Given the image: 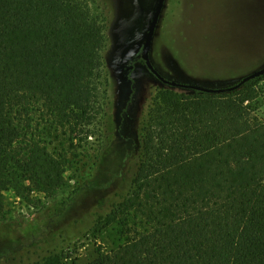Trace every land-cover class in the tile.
Segmentation results:
<instances>
[{"label": "trees", "instance_id": "trees-1", "mask_svg": "<svg viewBox=\"0 0 264 264\" xmlns=\"http://www.w3.org/2000/svg\"><path fill=\"white\" fill-rule=\"evenodd\" d=\"M103 1L100 13L112 12ZM106 29V14L85 0H0V216L6 192L53 196L75 140L100 119L109 124ZM263 78L218 93L155 89L137 114L136 140L116 146L108 174L128 177L127 189L93 213L118 238L84 264H264V119L254 106ZM111 137L91 173L101 175L116 151ZM55 140L61 148L50 150ZM78 190L46 208L48 218ZM43 242L0 252V264H63L56 250L32 260Z\"/></svg>", "mask_w": 264, "mask_h": 264}, {"label": "rangeland", "instance_id": "rangeland-1", "mask_svg": "<svg viewBox=\"0 0 264 264\" xmlns=\"http://www.w3.org/2000/svg\"><path fill=\"white\" fill-rule=\"evenodd\" d=\"M85 1L94 14L107 16L109 124L100 119L88 128L86 139L75 140L79 146L75 145L69 155L73 163L53 196L32 193L29 199H22L11 191L4 193L0 252L30 239L43 240L32 260L56 250L63 255V264H84L99 250L111 248L118 238L113 226H95L93 213L105 210L114 191L127 189L128 177L108 180L116 172L117 147H127L136 140L137 114L155 89L164 84L141 62L143 41L157 0H110V13H100L107 9L103 0ZM149 59L169 80L208 87L236 83L264 66V0H165ZM257 89L254 106L264 119V78ZM108 134L116 151L111 148L107 152L101 175L91 173L90 166ZM55 145L61 148L55 140L49 149ZM92 181L98 185L90 184ZM75 188L79 190L72 204L60 215L48 218L46 208L70 197Z\"/></svg>", "mask_w": 264, "mask_h": 264}, {"label": "water", "instance_id": "water-1", "mask_svg": "<svg viewBox=\"0 0 264 264\" xmlns=\"http://www.w3.org/2000/svg\"><path fill=\"white\" fill-rule=\"evenodd\" d=\"M165 0H157L154 12L152 14L151 20L149 22V26L145 35V39L143 41L142 49H141V57L145 62L146 68L154 75L159 81H161L164 84L174 86V87H179V88H186V89H195L199 91H204V92H226L233 90L235 88H238L240 85H242L244 82L247 80L254 78L256 76L264 74V66L243 76L240 80H238L236 83L228 85V86H223V87H208V86H203L199 84H191V83H182L178 81H173L169 80L165 77H163L158 71L153 67V65L150 62L149 59V51H150V46L151 42L153 39V35L155 32V28L157 25V22L159 20L163 5H164Z\"/></svg>", "mask_w": 264, "mask_h": 264}]
</instances>
